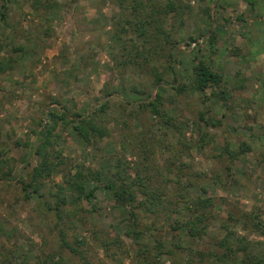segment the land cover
I'll return each mask as SVG.
<instances>
[{"label": "rangeland", "instance_id": "1", "mask_svg": "<svg viewBox=\"0 0 264 264\" xmlns=\"http://www.w3.org/2000/svg\"><path fill=\"white\" fill-rule=\"evenodd\" d=\"M245 1L251 5L241 7L240 0H190L192 12L179 35L186 41L189 36L197 38L194 42L188 40L191 43L188 49H177L183 83L187 82L197 58L207 59L213 68L222 71L227 84L232 83V75L237 70L246 77L245 89L235 92L231 101L227 100L236 105L229 110L221 106L218 97L209 95L206 99L193 92L187 87L188 82L181 91L168 83L156 88L149 72L136 66H120L123 49L114 35L118 7L109 0H43L38 11L25 0H8L9 25L0 21V40L11 37L23 50L12 52L17 57L15 66L0 74V148L4 149L5 156L12 157L14 177L11 182L0 181L1 251L16 249L20 244L21 249L30 246L35 253L38 250L50 255L62 252L66 264L85 261V264H144L140 244L126 234V227L137 223L127 207L114 203L111 190L96 189L93 210L87 202L82 203V210L66 204L60 219L47 208L53 203L49 191L60 180L59 173L44 180L41 191L46 199L23 198L17 177L23 176L38 161L33 152L37 140L31 132L41 120L42 112L53 107L50 104L53 100L78 112L92 110L104 99L108 100L107 109L100 117L108 133L98 143L99 148L83 145L69 127L58 130L65 160L101 167L104 173L113 157H121L133 165L134 161L141 160L138 149L146 140L144 135H148V143L154 147L151 159L155 164L159 167L172 152L175 156L180 154L179 159L188 166L182 181L193 183L180 191V196H184L181 198L174 194L179 186L169 181L166 203L197 195L208 196L216 202L219 214L202 240H192L181 231L176 234L161 222L157 224L159 230H146L148 218L139 220L136 227L142 229L141 238L149 245L147 258L152 264L171 261L200 264L196 250L212 248L209 240L222 233L219 225L226 216L225 209L217 205L222 198L245 210L258 208L264 220V0ZM210 28L214 33L212 38L207 33ZM250 29L259 36L252 43L255 53L235 58L233 48L238 47L234 36ZM14 34L17 36L12 37ZM76 59L78 66H74ZM222 59L226 64H222ZM156 89L162 95L161 110L174 118L171 125L175 122L179 129L168 126L162 116L138 109L136 102H126V98L135 101L153 96ZM106 90L118 96H104ZM205 91L206 95L210 93V89ZM207 117L221 118L223 123L206 124ZM205 131L208 136L199 141ZM17 139L28 141L32 146L17 145ZM226 143L234 150L240 146L246 149L230 159L223 149ZM165 170L162 172L169 176ZM159 177L162 176L157 174L152 179L153 186L164 188ZM169 209L159 212L161 220L166 221ZM138 215L144 214L141 211ZM226 223L227 229L234 231V237L248 238L253 251L264 250L263 234L242 229L241 222ZM62 234L81 255L59 248Z\"/></svg>", "mask_w": 264, "mask_h": 264}, {"label": "trees", "instance_id": "2", "mask_svg": "<svg viewBox=\"0 0 264 264\" xmlns=\"http://www.w3.org/2000/svg\"><path fill=\"white\" fill-rule=\"evenodd\" d=\"M25 1L35 11L40 9V4L43 2V0ZM109 1L118 7L115 19L117 26L114 35L120 40L123 49V58L118 63L120 66L130 65L134 68L136 66L149 72L156 88L163 83H168L173 85L174 89L181 91L186 88L188 82L187 87L189 89L199 95H204L206 99L210 97L209 95L218 97L224 109L230 110L236 107L234 102L229 104L227 100L231 101L235 92L245 89L246 77L239 70L232 75V83L227 84L224 81L225 76L222 71L213 68L207 59L197 58L186 78L187 82H182L183 77L180 76L178 68L177 49H188L191 44L188 40L194 42L197 39L189 36L186 41L179 37L180 32L185 28L186 19L192 12L190 0ZM7 9L8 0H0V21L9 25ZM207 33L212 38L213 29H208ZM16 36L14 34L12 37ZM13 42L11 37L9 40H0V74L11 71L15 66L17 57L12 52L23 50L22 45ZM233 52L235 58L239 55L242 57L246 55L235 47ZM78 63L79 60L76 59L74 66H78ZM206 89H210L208 95L205 93ZM113 94L118 96L115 92L104 91V96ZM126 100L127 103L136 102L138 109H145L151 114L162 116L167 121V125L172 126L171 123L174 118L165 115L164 111L161 110L162 95L157 89L153 96L139 97L134 99L135 101H130L128 98ZM202 100L204 99L202 98ZM50 104L53 107L42 112L41 120L31 132L37 140L33 152L38 156V161L23 176L17 177L24 199L45 198L44 192L41 191L45 185L44 180L59 173L60 180L54 182L53 191H49L53 203L47 207L52 209L57 219L61 218L66 204H72L75 209L79 207L82 210V203L87 202L91 204L93 210L95 191L97 188L103 187L112 191L116 205L128 208L131 218L136 221L135 223L138 224L142 218H148L150 222L146 221V224L149 222L147 226L145 224L146 230H159L157 224L161 222V224L168 225L176 234L181 231L192 240L204 239L209 227H211L210 223L219 214L215 208L216 202L212 198L197 195L196 197L177 200L173 204L172 201L170 204L166 203L169 181L179 186L174 191L177 196H180V191L182 192L184 188H189V185L193 184L190 180L186 184L182 181L186 176L184 169L188 166L179 159L180 154L175 156V153L172 152V156L160 163L158 167L155 160L151 159L154 147L149 145L148 135H144L146 140L138 149L141 160L134 161L133 165H128L121 157H113L107 172L104 173L101 167H92L82 161L65 160V156L62 154L63 146L60 144L61 135L57 133L58 130L69 127L70 132L83 145L94 149L99 148L98 143L108 133L106 126L102 124V118L100 120L101 114L107 109L108 100L104 99L96 108L84 112L69 110L65 105H61L58 100H53ZM200 114L203 118L204 113L201 112ZM204 122L212 126L223 123L221 118L215 120L212 117L204 118ZM178 127L179 125L173 122L172 128L179 129ZM173 134L175 133L173 132ZM207 136L208 132H203L199 136V141H204ZM15 143L32 146V143L20 139L15 140ZM223 149L232 159L239 151H245L246 146H240L239 150H234L226 143ZM4 154V149L0 148V181L11 182L14 178L12 176V157ZM4 166L7 168L4 169ZM128 169L132 171L129 172ZM163 169H166L165 171L168 172L169 176L162 172ZM157 174L162 176L159 177V180L164 188L159 185L153 186L152 179H156ZM190 174L194 175V172L190 171ZM180 197L183 198L184 196ZM177 202H181V206ZM217 205L219 207L223 205L225 209L226 216L222 218L224 221L219 225L222 233L209 240L214 247L212 246L206 251L196 250L197 260L201 261L200 264H264V250L253 251L249 246L248 238L245 235L234 237L232 234L234 231L228 230L226 223V221L241 222L242 229H250L264 235V220L260 210L256 207L245 210L223 198ZM167 207L170 208V213L167 214L166 221L161 220L159 212ZM141 211L143 216L138 215ZM137 224L126 227V234L140 244L139 251L143 258L142 262L152 264L147 258L149 245L141 238L142 229L136 227ZM156 241L160 242V239L156 238ZM59 248L68 249L72 255L74 253L82 254L80 250L66 241L63 234ZM214 249L219 251L216 252ZM6 252H9L10 255ZM207 257L210 258V263ZM205 258L207 261H202ZM189 262L191 263V261ZM0 264H66V261L62 252L57 255H50L45 250H38L35 253L32 247L28 246L21 249L20 244H17L16 249L0 250ZM168 264H179V261H171Z\"/></svg>", "mask_w": 264, "mask_h": 264}, {"label": "crops", "instance_id": "3", "mask_svg": "<svg viewBox=\"0 0 264 264\" xmlns=\"http://www.w3.org/2000/svg\"><path fill=\"white\" fill-rule=\"evenodd\" d=\"M240 6L241 7H246L248 5H251L249 3L251 2H246L245 0H240ZM248 4V5H247ZM264 7V6H263ZM251 8V7H250ZM250 8H249V12H250ZM251 13V12H250ZM256 13V12H255ZM252 14V13H251ZM257 32L255 31L254 33V29H250V30H247L246 33L243 32V35L240 34V35H235L234 36V40H236V44H237V47L240 48L242 50V53L246 52V54L248 53H251V54H254L255 52L252 50V43L255 41V39L257 38L258 34ZM259 37V36H258ZM259 39H262V37L258 38ZM249 50V51H248ZM226 57V56H225ZM225 61H226V58H224ZM223 63L222 64H226V62L222 59Z\"/></svg>", "mask_w": 264, "mask_h": 264}]
</instances>
